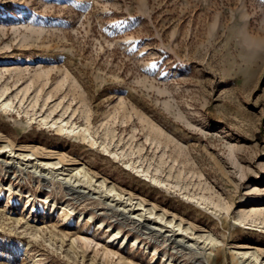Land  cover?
<instances>
[{"label":"rangeland","instance_id":"rangeland-1","mask_svg":"<svg viewBox=\"0 0 264 264\" xmlns=\"http://www.w3.org/2000/svg\"><path fill=\"white\" fill-rule=\"evenodd\" d=\"M4 87L0 264H264V0H0ZM58 164L101 195L70 199L34 167Z\"/></svg>","mask_w":264,"mask_h":264},{"label":"bare ground","instance_id":"bare-ground-1","mask_svg":"<svg viewBox=\"0 0 264 264\" xmlns=\"http://www.w3.org/2000/svg\"><path fill=\"white\" fill-rule=\"evenodd\" d=\"M8 91L9 88L4 87L3 89L0 90V111L4 112V113H9L11 110H13V100L12 98H9L8 96ZM41 121L46 124L49 125L50 123L48 122V117H42ZM53 121V120H52ZM51 127L55 128L59 133L67 135L69 137H74V136H81L84 140L88 141L91 145H96L98 144L96 138L94 137V135L92 134V132L90 131L89 127H81L78 126L76 123H72L70 121H66L65 119H58V120H54L53 123L50 125ZM59 135V134H58ZM104 150L108 151V147L105 145L103 147ZM114 155H117V153H115ZM118 156V155H117ZM32 159V158H30ZM28 160V159H27ZM2 162V161H1ZM13 164V163H12ZM32 164V163H31ZM41 164V163H40ZM134 164V163H133ZM5 165L7 167H9V169L6 172H10V170L12 168H14V165H10V163L6 162ZM4 165V166H5ZM48 165V164H46ZM129 166H132V163L129 164ZM36 169V172L38 171L40 173V178L41 176L43 177V179L46 181H48V176H50V179L53 180V182L56 180L57 182L59 181L60 183H63L66 185L67 187V194L70 196V199H81L82 197L85 196H95L98 195L97 197H99L102 193V191H100V189L98 190L97 188H93V184H92V180L89 178L88 173L84 170V169H75V170H69L68 168H63V166H60L59 164L56 165L55 170H57L56 172H46V169L48 170V168H43V170H39L37 166H34ZM42 168V167H41ZM54 168V167H53ZM140 172V171H139ZM144 172V171H142ZM10 175V174H9ZM147 176V173L145 174ZM47 177V178H46ZM153 181H157L156 179H154ZM50 183V182H49ZM59 183V184H60ZM157 183V182H156ZM161 183V182H160ZM159 183V184H160ZM13 184V183H12ZM10 185V184H9ZM46 185V184H45ZM55 185V184H54ZM64 186V185H63ZM13 187V186H12ZM103 187V186H102ZM106 188V187H105ZM104 189V187H103ZM108 192V194H112V196L117 199L115 200H119L121 199L120 194H118L117 192H115L113 189L112 190H106ZM48 196V195H47ZM106 196V195H105ZM20 197V196H18ZM44 199V198H43ZM114 201V200H112ZM111 201V202H112ZM128 201V200H127ZM131 201V200H130ZM30 200L24 201V205L27 207L29 205V207H33L32 203H30ZM110 205V204H109ZM132 206L131 204H116L114 205L113 208H116L117 211H125V213L130 214L131 219H134L135 221H140L137 219V217H139L140 219L143 218L142 214H137L135 213L136 211H142L143 210V205L140 203L137 206H139L138 208L135 207H130ZM136 206V205H135ZM54 209V208H53ZM34 210V209H33ZM240 212H242V216H241V221L239 222L240 224L243 223V221L252 216L255 215L258 218L261 216L264 217V209H260V208H253L251 210V214H249V212L245 210H240ZM151 215L153 214L152 212L150 213ZM93 216V215H92ZM113 217V216H112ZM256 218V217H255ZM254 220H260V219H255ZM160 220H162L160 218ZM120 221V220H119ZM254 221V222H255ZM260 223H264V221H259ZM104 221L100 222L99 228L102 227ZM118 226L120 227L121 223L118 222L117 223ZM139 224V223H138ZM145 224V223H144ZM167 224V223H166ZM141 225V224H140ZM168 225H171V222H168ZM112 223L109 225V227H112ZM145 228L151 230L152 231H163L164 232V226H162V224H157L152 223L150 220L149 222H147L145 225ZM140 227V226H139ZM166 227V226H165ZM142 228V227H141ZM121 229V228H120ZM120 229L118 232L113 233V235L109 238V243H114L116 242L117 239H120L119 243L122 241L121 247H123L124 244L128 243V239L126 237H119V233H120ZM166 229V228H165ZM180 231H185L182 230L181 228H179ZM145 231V230H144ZM166 232V231H165ZM164 232V233H165ZM187 232V231H186ZM149 234L147 231L143 232L142 234ZM170 233V232H169ZM180 233V232H179ZM141 234V235H142ZM173 237V236H172ZM137 238V237H136ZM139 238V237H138ZM137 238V239H138ZM171 238V237H169ZM81 239V237L79 238V240ZM133 241V246H136V241ZM155 239V238H154ZM172 239V238H171ZM86 244H88L89 246L91 244H93V240L88 239V238H83L82 239ZM144 240V239H143ZM185 237H181V239H177L176 237L173 238V245L175 246H182L185 249H193V247L196 246V243L193 242L191 243L189 240L185 241ZM208 241V240H207ZM83 242V243H84ZM97 244V243H96ZM209 244H211L212 246H214V241L211 239L209 241ZM120 245V244H119ZM198 250H200L197 247ZM202 249L205 250V248L203 247ZM113 254L112 250H110L109 248H105L104 250V256L108 257L109 255ZM243 258H247L248 261L245 262V264H252L254 262V260L256 261V258L253 257L252 255H250L249 253H243L242 254ZM251 259V260H250ZM210 260V259H209ZM250 260V261H249ZM208 261V260H207ZM197 264V263H196ZM198 264H203V261H199Z\"/></svg>","mask_w":264,"mask_h":264}]
</instances>
